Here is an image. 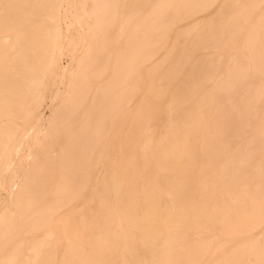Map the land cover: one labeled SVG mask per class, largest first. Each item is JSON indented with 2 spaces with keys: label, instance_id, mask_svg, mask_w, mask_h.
Segmentation results:
<instances>
[{
  "label": "bare ground",
  "instance_id": "obj_1",
  "mask_svg": "<svg viewBox=\"0 0 264 264\" xmlns=\"http://www.w3.org/2000/svg\"><path fill=\"white\" fill-rule=\"evenodd\" d=\"M0 264H264V0H0Z\"/></svg>",
  "mask_w": 264,
  "mask_h": 264
},
{
  "label": "rangeland",
  "instance_id": "obj_2",
  "mask_svg": "<svg viewBox=\"0 0 264 264\" xmlns=\"http://www.w3.org/2000/svg\"><path fill=\"white\" fill-rule=\"evenodd\" d=\"M73 18L72 16L68 15L64 18V23H63V28L64 30H66V28L68 27L69 30L65 31V36L63 39V42L65 43V54H62L59 58V63L66 66L69 64L70 62V58L73 54V52H75V47L72 45V38H71V34L74 31L75 26L72 24ZM56 89H58L59 91H62L63 88V84H57ZM50 101H51V97L48 95V97L45 99L43 105L39 108V113L47 116L50 113ZM1 195H4V192H1Z\"/></svg>",
  "mask_w": 264,
  "mask_h": 264
}]
</instances>
